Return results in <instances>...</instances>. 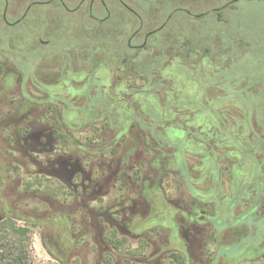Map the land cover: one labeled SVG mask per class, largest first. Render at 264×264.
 Instances as JSON below:
<instances>
[{"label": "flooded vegetation", "instance_id": "1", "mask_svg": "<svg viewBox=\"0 0 264 264\" xmlns=\"http://www.w3.org/2000/svg\"><path fill=\"white\" fill-rule=\"evenodd\" d=\"M240 1L179 0L161 22L148 21L147 31L137 43L144 25L140 10L130 0H0V17L8 28L16 27L29 14L32 17H87L88 20L82 26V31L87 33L82 39L86 41L64 45L66 50L74 51L71 64L78 68L69 70L67 64L63 68L61 58L57 62L60 53L54 50L57 73L53 78L50 73L36 74L43 85L33 84L32 89L26 91L18 89L22 96L18 105L9 103L0 112V155L8 159L0 165V223L21 224L28 235L33 231L56 264H84L90 260L89 264H120L117 251L121 242L130 240L143 241L138 245L145 243L146 250L156 247L150 253L138 250V264H152L155 259L190 264L191 241L195 235L200 240L201 264H264V178L261 180L264 174L256 172L260 165L264 168V159L255 163L251 157L252 169L245 170L249 181L232 179L223 185L222 180L227 171L238 170L235 167L238 146L244 157H249L255 147L264 149L262 141L244 147L245 141L235 140L234 134L222 138L221 127L227 121L225 112L229 110L221 104L226 100L238 108V91L233 89L238 80L230 79L223 88L220 79L215 84V87L221 86L223 93L215 94L218 101L216 98L208 100L204 93L201 95L204 107L199 101L195 103L201 122L197 127L199 136L194 137L189 131L192 135L189 139L195 140L204 151L199 153L198 168L204 171L200 178L211 184L215 180L213 185L205 184L197 191L188 164L186 145L190 140H159L156 134L163 128L168 130L167 135L181 128L179 120L172 121L177 99L168 101L169 93L159 87L164 86L162 81L165 80L161 74L152 72L151 66L149 74L122 72L108 87L105 82L110 81V72L103 76L94 71L106 68V62L96 63L94 56L98 52L105 56L108 65L113 63L114 66L115 61L124 67L131 65L138 51L148 49V41H156V36L168 26L175 13L200 19L213 14L222 21L228 11L236 10ZM198 3L205 4V9L196 8ZM163 5L162 1L158 3L160 7ZM124 11L137 28L131 31L125 45L119 43V48L110 52L107 38L123 29L110 20L123 17ZM7 13L19 18L9 22ZM189 22L172 26L186 30ZM100 30L108 34L96 40ZM238 42L230 45L220 42L224 47L228 45L231 53L226 54L231 55L232 63L239 58L238 51L234 52ZM40 43L47 46L49 41ZM192 44L190 39L185 41L183 60L195 55ZM168 49L173 51V48ZM129 52H133L131 57ZM204 53H207L206 48ZM198 59L203 63L207 57ZM24 61L28 65L27 60ZM68 71L77 76L76 79H67ZM130 76L136 77L138 86L130 88L128 85V90H121ZM149 77L153 83L157 82V87L149 84ZM163 97L166 101L162 113L168 112V121H160L158 115L152 117L149 113L150 109L156 114L160 112L157 106L161 105ZM150 98L155 104L146 103ZM180 104L188 106L184 102ZM183 109L178 113H183ZM181 116L179 114L178 118ZM192 118L186 121L184 130L194 129L190 127L191 123H196ZM96 125L113 130V139H117L106 140V154L102 155L100 165L97 160L100 155L84 149L78 140L86 139L76 136ZM143 125L153 128L154 133L143 130ZM133 131L136 140H128V134ZM226 138L232 146L225 152L218 151V143L222 147ZM148 170L161 173L155 180L157 183L159 180L156 186L162 194L158 200L145 202L144 184L151 176H144ZM170 177L173 185H170ZM159 236L164 240L161 245L155 241ZM172 244L176 247L171 248Z\"/></svg>", "mask_w": 264, "mask_h": 264}, {"label": "rangeland", "instance_id": "2", "mask_svg": "<svg viewBox=\"0 0 264 264\" xmlns=\"http://www.w3.org/2000/svg\"><path fill=\"white\" fill-rule=\"evenodd\" d=\"M130 1L133 5H137L135 6L136 9L140 10L138 12L140 13L144 25L140 33L141 35L137 40V43H140L142 36L147 31L148 21H150L151 24L161 22L167 13L172 10L174 3H177L179 0ZM161 1L164 4L162 7L158 6V3ZM9 6L11 7V3H9ZM205 7L206 5L203 3H198L196 6V8L203 9H205ZM6 16L9 22H13L19 18L18 16H13L11 13H7ZM112 20V23L123 29L122 32L110 34V37L107 38L106 41L110 45V52L117 50L119 48V43H121V46L125 45L131 31L137 28V26H134L135 24L132 17L128 16L127 12H125L123 17H112L110 21ZM184 21H191L186 24V30L172 26L177 24L184 25ZM86 23H88L87 17L70 18L67 15L32 17L29 14L16 27L11 26L8 28L4 25L0 17V112L1 110H5L9 103L18 105V102L22 99V96L18 93V89L26 91L32 89L31 85L33 84L38 85L40 83V86L43 85L39 81L40 77L36 74L50 73L52 74L51 78H53V74L57 73L54 62V50L60 53L57 62L61 58V61L64 63L63 68H65L66 64L69 70L78 68V65L74 63L71 64V62H73L72 56H75L74 51L70 48L66 50L64 45L71 46L72 44L74 45L76 41L84 43L86 40L82 38L84 35H87V33L82 31V26ZM85 30L88 32L86 27ZM98 32L99 34L96 40L101 38L103 34H105V36L108 34L105 30H100ZM187 39L192 41L195 55H192L189 60H183L182 55ZM101 40L103 39H100V41ZM236 40L239 41L235 44L237 47L234 49V52L238 51L239 55L238 61L236 62L237 64L235 62L232 63L230 61L231 55L226 54L227 52L231 53V51L227 49L228 45ZM40 41H49V43L47 46H44ZM220 42L224 45H228L224 47ZM246 44H248V47H246ZM147 45L148 49L142 50L140 53L138 51L137 59L131 58L134 60L131 65L126 67H124L123 64H117V61H115L116 63H114V66L113 63L108 65L105 56L98 52L99 54L94 56V59H96V63L98 64L103 63V61L106 62V68L104 71L102 68L100 69L99 66V69L95 68L94 71H96L97 74L102 73L103 76L105 75L103 73L107 74L110 72V81L105 82L108 87L110 83H112V80L117 79L118 75L122 72L128 74L140 73L143 72L141 69L143 70L144 66L148 68L151 66L152 72L154 71L161 74L165 80L164 82L162 81L164 86L161 85L159 87H164L163 91L166 89L165 91L169 93L168 101L171 98L177 99L176 108L173 109L174 114L172 115V121L176 122L179 120L178 124L181 128L180 131H170L169 138L172 140H190L189 138L192 137L191 133L195 134L194 137H198L199 129L197 127L201 122L200 116L199 114L197 115L198 112L196 111L199 107L197 108L198 105L196 106L195 103L199 101L201 104L200 106L204 107L205 104L201 102L204 98L201 97L202 94L206 93L208 95V100H214L216 98L215 94L223 95L221 86L225 88L227 81L236 79L238 81L233 86V89L238 91V108L231 105L230 102L227 103L226 100L221 104L223 108L227 107L229 110L225 112L227 121L224 122V126L221 127L222 138H229L234 134L233 137L235 140L245 141L244 147H248L251 144V146H255L253 144L259 141H262L264 144V0H241L236 10L228 11V16L222 17V21H218L214 18L213 14L207 16L205 19H200L182 13H175L173 19L168 23V26L156 36V41H148ZM168 47L173 48V51L172 49H168ZM205 48L207 49V53H204ZM195 49L198 51H195ZM132 54L133 52H129L128 56L131 57ZM14 56H17V58ZM201 56L207 57L203 63L198 59L199 57L201 58ZM69 58H71V60H69ZM24 59L27 60L28 65L23 63H26ZM139 63H141V67L138 65ZM232 74L237 75L232 76ZM33 76L36 77V80L30 81L29 79ZM66 77L71 80L76 79L77 76L68 71ZM149 79V84L153 85V88L157 87V82L153 83L151 77H149ZM220 79L223 84H221L220 87H215V84H218ZM135 80L136 77L130 76L129 80L125 82V85L122 84L120 89L128 90L129 87L138 86V81ZM52 81L53 80H51V82ZM230 87L232 88V86ZM99 88L101 87L99 86L98 89ZM65 90L69 91V89ZM148 90H150V86H148ZM165 101L166 99L163 97L161 105L157 103V109L161 113ZM148 102L150 104H155L151 98L146 101L147 104ZM182 102L188 106L183 107V105L180 104ZM190 104H192V106H190ZM165 106L168 108L169 104L167 103ZM211 106L214 108L216 107L214 104ZM181 108H184V112L178 113ZM246 110L252 113L248 114L245 112ZM179 114L182 115L181 118H178ZM189 114L194 117L192 116V118L190 116L189 118ZM191 118L196 122L190 124V127H194V129L187 128L184 130V124ZM203 128L202 130H204ZM83 131V133L76 136L85 138L86 140L82 139L78 140V142L84 149H90L96 155H100V158L97 159L100 161V165L103 161L102 155L106 152L107 148L106 140H117L113 139V130L107 128L102 129L97 126L93 129ZM1 135L0 133V136ZM128 136L130 138L128 140H136L135 131L128 134ZM231 146L228 139L225 141L223 140L222 147L218 143V151L222 149V151L225 152ZM239 148L240 146H238L237 149L238 165H235L239 171L236 169L231 173L227 171L222 177L223 185L229 184L232 179L249 181L250 178L247 176L245 170L252 169V159L255 163L264 159L263 148L255 147V151H251L249 157H244L243 154H241L242 149ZM250 148L252 149V147ZM186 149L189 151L188 164L192 168L191 176L195 189L200 191L205 184L213 185L215 180L211 184L208 180L206 181L200 178V175H203L204 171L198 168L200 164L199 153L202 154L204 151L198 148L197 144H195V140H190L186 145ZM7 161L6 155H0V165L2 163H7ZM257 170L256 172L258 174H264L262 165H260ZM149 174H151V176L145 181L143 190V199L145 202L158 200V197L162 194L161 190H157L156 186L157 184L159 185V180L158 183L155 180V178L159 179L161 173L148 170L144 176H149ZM152 176H155L153 177L155 181L152 180ZM261 178V180H263L264 176H261ZM170 179V185H173L172 178L170 177ZM29 237L34 263L56 264L43 250L37 234L33 231H29ZM155 241L158 245L164 242L160 236L157 237ZM141 242L143 241L137 242L135 240H130L121 242V246L117 251V256L120 258L119 263L138 264V250L150 253L156 248L155 246H151L149 250H146L145 243L144 245H138ZM191 242L190 264H201L199 257V236L195 235V239ZM170 247L175 248L176 246L172 244ZM89 259H91V257H89ZM90 262L92 261H85L83 263L89 264ZM152 264L171 263L166 259L163 261L155 259Z\"/></svg>", "mask_w": 264, "mask_h": 264}, {"label": "trees", "instance_id": "3", "mask_svg": "<svg viewBox=\"0 0 264 264\" xmlns=\"http://www.w3.org/2000/svg\"><path fill=\"white\" fill-rule=\"evenodd\" d=\"M143 73H151L150 68L144 66ZM101 102H104V98L101 97ZM151 110V109H150ZM150 115L157 116L158 120L168 119V112L160 113L150 111ZM167 116V117H166ZM134 119V118H133ZM143 130L147 129L154 133L153 128H148L143 125ZM180 131L178 128L176 131ZM115 131L119 132L120 129ZM167 129L163 128L159 130L156 134L159 140H172L167 135ZM0 264H35L32 256V247L30 237L28 235V230L22 226H19L17 223L13 222H4L0 223Z\"/></svg>", "mask_w": 264, "mask_h": 264}]
</instances>
